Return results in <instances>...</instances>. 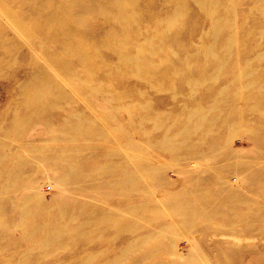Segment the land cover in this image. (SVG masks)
<instances>
[{"label": "rangeland", "instance_id": "374dc122", "mask_svg": "<svg viewBox=\"0 0 264 264\" xmlns=\"http://www.w3.org/2000/svg\"><path fill=\"white\" fill-rule=\"evenodd\" d=\"M64 1L0 0V8L13 14L10 19L0 18V187L12 186V191L0 193V215L6 217L9 227L0 228V264H107L117 260L118 264H264V222L256 218L264 215V0H222L229 9L217 7L213 16L230 26L219 37L211 35L213 22L206 13L210 0H183L186 10L183 17H177L182 22L177 28L166 22L175 10V0H121V4L76 0L87 12L81 26L75 17L65 15ZM89 2L104 10L97 8L96 12ZM229 32L238 34L232 45L234 50L242 49L243 55L231 58L217 73L215 65L207 67L204 51L213 46L208 57L220 59ZM172 33L178 36L169 43ZM78 40L86 43L92 63L83 64L77 48L63 49L67 43L78 47ZM170 44L175 51L171 54L162 49ZM112 45L124 47L123 54ZM153 49L155 55L150 53ZM123 55L134 61L139 58L144 65L155 64L154 75L149 69L142 77L136 63L131 62L133 66ZM189 55L194 58L184 68L191 67L196 74L182 69V74H174L171 60L179 64ZM50 56L68 68L60 70ZM243 64H249L251 71L239 82L233 77ZM202 70L215 78L213 75L200 85L186 83L187 78H199ZM39 73L47 77L43 84L34 79ZM253 75L262 89L251 82ZM86 78L90 83L84 82ZM24 84L29 88L24 89ZM41 88L62 96L30 105L28 91ZM36 109L42 111L40 117L33 114ZM233 122L238 123L234 130L230 128ZM159 123L160 128L155 126ZM187 124L200 128L181 135ZM116 127L124 129L122 136ZM77 128L90 133L81 137ZM203 129L209 132L203 133ZM164 137L173 138L176 144L188 138L195 146L172 152L157 146ZM130 139L139 150H128L125 144ZM202 154L204 158L199 157ZM32 155H55L56 161H29ZM57 156L73 158L80 168L73 184L57 181L68 172ZM19 162L26 166L16 190V182L8 183L1 175L15 176L18 168H13ZM124 164L135 176L133 189L126 191L128 199L117 188L106 186L119 178ZM148 169L156 170L154 176ZM209 188L219 190L218 194L212 199L199 197L200 190ZM188 190L192 197L184 195L178 201ZM34 192L42 199L39 203L32 200V205L47 204L39 207L34 220L37 226L50 227L49 233L53 231L49 243L46 233L34 237L31 229L16 224L19 203ZM232 193L233 204L223 207L221 202ZM174 206L190 211L186 219L177 216L180 209L174 210ZM191 207H203V217L213 219L199 220ZM209 210H216L217 215H210ZM101 213L122 217L119 223H127V228L119 231L104 223L101 231L96 230L98 217H94H102ZM83 217L93 218L94 224L80 229ZM185 221L194 224L183 226ZM61 228L64 240L55 239ZM76 228L75 240H66L69 230ZM126 248L129 253L121 258Z\"/></svg>", "mask_w": 264, "mask_h": 264}, {"label": "bare ground", "instance_id": "6f19581e", "mask_svg": "<svg viewBox=\"0 0 264 264\" xmlns=\"http://www.w3.org/2000/svg\"><path fill=\"white\" fill-rule=\"evenodd\" d=\"M3 1H5V0H3ZM176 2V4H174L176 7H175V10H174V12L172 13V15H170V17L169 18H167V25H169V27H174V28H177V27H179V26H181L182 25V22L181 21H178L177 19V17H183V12H185V10H186V6L184 5V1L183 0H175ZM196 1V0H195ZM203 1V0H202ZM202 1H199V5H201L202 4ZM222 1V0H221ZM116 2L117 3H119V4H121L122 3V1L121 0H116ZM129 2V1H128ZM171 2V1H170ZM173 2V1H172ZM90 4H89V6L91 5V6H93L92 8H95V10H96V12H97V8H102L101 10L103 11L104 10V8L103 7H101L100 5L98 6L97 4L95 5L94 3H92V2H89ZM94 4V5H93ZM133 4V3H132ZM206 4V3H205ZM209 7H208V9H209V11L208 12H206L207 14H209V16H211L210 18L212 19V22H213V31L210 33L213 37H219V35L221 34V33H223L224 31H226V29H228V26H230L228 23V21H227V23L225 22V21H222V20H220V19H218V18H215L213 15H214V12H216L217 11V7L218 8H221V7H223V9H225V10H228L229 8L227 7V5H226V2L225 1H222V2H220V0H210L209 1ZM207 4V5H208ZM173 5V6H174ZM88 6V7H89ZM202 6V5H201ZM220 6V7H219ZM62 8H63V11H64V13H65V15H70V16H72V17H75L78 21H79V25L81 24V22L83 21V18L85 19V17L84 16H87V12H86V8H81V6H79V5H77L76 4V0H65L64 1V4H63V6H62ZM100 10V11H101ZM106 10V9H105ZM101 11V12H102ZM86 12V13H85ZM134 13V12H133ZM12 12H10V11H5V10H3V9H1L0 8V18L3 16V17H5L6 19H10L11 17H12ZM134 16H135V14H134ZM125 17V16H124ZM133 17V16H132ZM136 17V16H135ZM168 17V16H167ZM225 17V16H224ZM221 18V17H220ZM226 18V17H225ZM225 18L223 19V20H225ZM126 19V18H125ZM210 19V20H211ZM123 21V20H122ZM124 22L127 24V22H128V20H127V22H126V20H124ZM211 22V21H210ZM212 24V23H211ZM128 25V24H127ZM81 26V25H80ZM129 26V25H128ZM128 26H127V28H128ZM17 27V26H16ZM122 28H124V27H122ZM229 28H232V27H229ZM241 28V27H240ZM232 30V29H231ZM234 30H236V29H234ZM74 31V30H73ZM160 31V30H159ZM162 34V33H161ZM122 35V34H121ZM178 36V34L177 33H172L171 35H169V43H171V42H176V40L175 39H177L176 37ZM226 40H227V42H226V44H224L223 46H222V48H223V55H222V57H220V59H217V58H212V59H210L208 56H209V54L211 53H213V46H210V47H207L206 49H205V51H204V53L206 54V56H207V58L205 59L206 61H205V63H206V65H207V67H209V66H213V65H215L216 67H215V69L217 70V73H219V71H221V70H223V69H225V67L227 66V64L229 63V60L231 59V58H234V59H238V58H240L241 57V55H243V50L242 49H239V48H237V50L235 49H233V45H232V42L234 41V39H235V37H237L238 36V34L237 33H227L226 35ZM92 38H94V37H92ZM120 39V38H119ZM215 39V38H214ZM163 40V39H162ZM79 41V40H78ZM91 41V40H90ZM80 42V43H79ZM78 42V47L76 46V47H72L71 45H67V44H69V43H65L66 44V47H65V45L63 46L64 48L63 49H65L66 51L67 50H70V49H72V48H77L78 49V54L77 55H79L78 57H80V59H81V61L83 62V64H87V63H89L90 62V56H89V54L87 53V45H86V43H84V42H82V40L81 41H79ZM77 43V42H76ZM82 43V44H81ZM92 42H90V44H91ZM135 43V42H134ZM64 44V43H63ZM165 44V43H164ZM76 45V44H75ZM138 45H140V43L138 44ZM112 46H114V45H112ZM111 46V47H112ZM130 46H131V44H130ZM134 46H136V48H137V44H135ZM115 47V50L114 51H117L118 52V54H120V53H122L123 54V51H124V47H122V46H114ZM109 48V47H108ZM139 48V47H138ZM137 48V49H138ZM173 48V49H172ZM62 49V50H63ZM162 49H166L165 51L166 52H170V54L171 53H174L175 51H174V47L172 46V44H170V45H168V46H163V48ZM1 50V49H0ZM65 50H63L62 52H64ZM139 50V49H138ZM177 51V50H176ZM5 53H7V49H4V54ZM68 53V52H67ZM150 53L151 54H153V55H155L156 54V51L153 49V50H151L150 51ZM65 54H66V52H65ZM117 54V53H116ZM195 54H196V52H195ZM68 55H69V53H68ZM188 55V54H187ZM191 55H192V53H191ZM93 56V55H92ZM118 56H120V55H118ZM117 56V57H118ZM122 56V55H121ZM124 56V55H123ZM138 56H139V54H138ZM190 56V55H189ZM51 57V56H50ZM77 57V58H78ZM172 57V56H171ZM216 57H218V56H216ZM93 58V57H92ZM124 58H125V60L127 61V62H132V63H136V65L138 66V69H139V71L141 72V75L142 74H145V73H143L144 71H148L149 69L151 70L150 72L152 73L153 72V75H154V67H153V65H155V64H153V63H151V65H144V64H141V62L139 61V58H136V60L134 61V58L132 59V57H130V55L129 56H124ZM124 58H123V60H124ZM166 58H168V57H166ZM183 58V57H182ZM193 58H194V56H190V57H188V58H185V59H181V60H179V64H178V62L177 61H175V60H171L172 62H171V64H172V68H173V73L174 74H179V71H181V69L182 70H186V71H189L190 73H195V71L190 67H186V68H184V66H185V64L186 65H188L190 62H191V60H193ZM51 59V61H52V64L54 65V66H56L57 68H59L60 70H66L68 67H66L64 64L62 65V64H58V62L54 59V57H51L50 58ZM56 59H57V57H56ZM94 59V58H93ZM95 59H96V57H95ZM118 59H119V57H118ZM97 60V59H96ZM95 60V61H96ZM121 61V62H124V61ZM167 60V59H166ZM164 62H165V60H163ZM168 61V60H167ZM162 62V61H161ZM170 62V61H169ZM90 63H92V62H90ZM125 63V62H124ZM123 63V65H126V64H124ZM130 63H127V64H130ZM131 63V64H132ZM130 64V65H131ZM150 64V63H149ZM153 64V65H152ZM82 65V64H81ZM130 65L128 66L129 68H130ZM133 65V64H132ZM159 65V64H158ZM157 65V66H158ZM168 65V64H167ZM126 66V67H127ZM134 66V65H133ZM160 66V65H159ZM84 67V66H83ZM86 67V66H85ZM136 67V66H135ZM168 67V66H167ZM89 68V67H88ZM88 68H86V69H88ZM85 69V70H86ZM136 69H137V67H136ZM156 69L158 70V68L156 67ZM164 69V68H163ZM207 69V68H206ZM76 70V69H75ZM82 70V69H81ZM113 70V69H112ZM153 70V71H152ZM236 70H239V71H237L238 73H236V75H235V77H233V79H236V81H239V82H241V81H244L243 79H241V77H247V76H249L250 74H248V72L249 71H251V69H250V67H249V64H243L242 66H239ZM235 70V71H236ZM73 71H74V69H73ZM125 71V70H124ZM127 71V70H126ZM166 71V72H165ZM165 71H163V72H165L164 74H167V69L165 68ZM208 71H210V70H208ZM77 72V71H76ZM85 73H89L88 71H84ZM91 72H93V69H92V71ZM112 72V71H111ZM139 72V73H140ZM149 72V71H148ZM184 72V71H183ZM209 72H207L206 70H202L201 72H199L198 74H197V77L199 76V78H192V80H189V78H187V80H188V82H186L188 85H191V86H194V85H200V84H202L203 82H205L207 79H209V78H212V76L214 75V74H212V75H210V74H208ZM83 74V73H82ZM92 74V73H91ZM90 73L89 74H87V75H91ZM98 74V73H97ZM111 74V73H110ZM147 74V73H146ZM181 74H182V71H181ZM196 74V73H195ZM237 74H239V76H237ZM61 75V74H60ZM63 75V74H62ZM66 75V74H65ZM93 75V74H92ZM91 75V76H92ZM152 75V74H151ZM152 75V76H153ZM161 75H163L162 73H161ZM168 75H169V73H168ZM171 75V74H170ZM170 75L168 76V78L170 77ZM243 75V76H242ZM247 75V76H246ZM68 76V75H67ZM90 76V77H91ZM145 76V75H144ZM150 75L148 74V77H149ZM152 76L150 77V78H152ZM164 77H165V75H163ZM163 76H162V78H163ZM217 77L219 76L218 74L216 75ZM72 77V76H71ZM96 77V76H95ZM142 77H143V75H142ZM146 77H147V75H146ZM192 77V76H191ZM194 77V76H193ZM196 77V76H195ZM252 77H254V75L252 76ZM43 78H47L46 76H45V74L44 73H41V75H40V73H39V75H37V74H35V76H34V79L35 80H39V81H41V83H42V79ZM213 78H215V75L213 76ZM67 79V78H66ZM71 79V78H70ZM73 79V78H72ZM87 79V78H86ZM91 79V78H90ZM93 79V78H92ZM147 79H149V78H147ZM166 79H167V77H166ZM249 79V78H248ZM150 80V79H149ZM163 80H165L164 78H163ZM232 80V79H231ZM67 81H69V80H67ZM83 81V80H82ZM81 81V82H82ZM88 82V83H90V81L87 79V80H85L84 82ZM167 81V80H166ZM186 81V80H185ZM185 81L183 82L184 84H185ZM236 81H235V83H236ZM248 81V80H247ZM246 81V82H247ZM52 82V81H51ZM70 82H72V81H70ZM150 82H152V84H154L153 83V81H150ZM251 82H255L256 84H257V86H259V85H261L259 88H261L262 89V83L260 82V80H259V78L258 77H256V75H255V77H254V80L252 79V81ZM251 82H249L248 83V85H250V83ZM159 83H161L162 84V82H159ZM43 84V83H42ZM156 84V83H155ZM240 84V83H239ZM247 84V83H246ZM259 84V85H258ZM86 85V84H85ZM89 85V84H88ZM92 85V84H91ZM158 84H156V86H157ZM160 85V84H159ZM163 85H164V83H163ZM163 85H161L162 87H163ZM252 85V84H251ZM101 86H102V84H101ZM155 85H154V87H156ZM244 86V85H243ZM88 87V86H87ZM90 87V86H89ZM98 87H99V84H98ZM103 87V86H102ZM162 87H160L159 89H161ZM177 87V86H176ZM245 87V86H244ZM247 87V86H246ZM23 88L24 89H27V88H29V85L28 84H24L23 85ZM37 89H39L38 88V86L36 87ZM91 88V87H90ZM158 88V87H157ZM164 88V87H163ZM175 88V87H174ZM37 89H36V91H28V102H30V105H35V103L37 104H39V101L42 103V100H46V99H49V98H51V97H53V99L54 98H57L58 96H59V98H61L60 96H62V94L60 95V94H58V95H56V94H53L52 92H51V90H49L48 88H41V90L40 91H37ZM195 89V88H194ZM255 89H258V88H255ZM58 90H60V89H58ZM100 90V89H99ZM91 91V90H90ZM104 91V90H103ZM102 91V92H103ZM60 92V91H59ZM101 91H100V94L102 93ZM105 92V91H104ZM99 94V93H98ZM103 94V93H102ZM107 94V93H106ZM112 94V93H111ZM117 95H118V93H116ZM104 95V94H103ZM113 95L114 94H112V96L111 97H113ZM63 96H65V95H63ZM94 96V95H93ZM102 96V95H101ZM121 96V95H120ZM125 96V95H124ZM116 97V96H115ZM104 98V97H103ZM114 98V97H113ZM113 98H110V99H113ZM118 98H119V96H118ZM117 98V99H118ZM58 99V98H57ZM116 99V98H115ZM120 99H123V98H120ZM125 99V98H124ZM108 99H106V101H107ZM114 100V99H113ZM110 101V100H109ZM116 101V100H115ZM111 102V101H110ZM218 103V102H217ZM213 104H215V103H213ZM129 106V105H128ZM132 106V105H131ZM134 106V105H133ZM127 107V106H126ZM201 107V106H200ZM129 108H131L130 106H129ZM135 108V107H134ZM145 108V107H144ZM126 109H128V108H126ZM147 109H148V106H147ZM130 110V109H129ZM131 110H132V108H131ZM146 110V109H145ZM129 112H131V111H129ZM191 113V112H190ZM33 114H35L36 116H39L40 117V115L42 114V111H41V113H40V110H38V109H36V110H34V112H33ZM40 114V115H39ZM131 116L133 115V113H131L130 114ZM39 119V118H38ZM202 119V118H201ZM213 120V119H212ZM212 120H211V122H212ZM142 121H144V120H142ZM229 121V120H228ZM201 122H203V121H201ZM69 123V122H68ZM141 124H143V123H141ZM238 123L237 122H233V123H231V125H230V128H233L232 130H234L235 129V127H236V125H237ZM72 125V124H71ZM70 125V126H71ZM224 125V124H223ZM155 126H158L159 128L161 127L160 126V123L158 124V125H155ZM50 126H47V129H50L49 128ZM157 127V128H158ZM203 127V126H202ZM200 128V127H199ZM199 128H198V125H184V127H183V129L180 131V134L181 135H186V134H191L192 132H197V130H199ZM228 128H229V126H228ZM78 129V128H77ZM114 129V128H113ZM13 130V129H12ZM78 130H80V136L81 137H83V136H86L87 135V133L89 134L90 133V131H88L87 129H82V128H79ZM115 130H116V132L118 133V134H124V129H122L121 127H116L115 128ZM53 131V130H52ZM67 131H69V130H67ZM9 133L11 132L12 133V131H8ZM145 132V131H144ZM206 132H209L208 131V129H203V133H206ZM15 133V132H14ZM231 133H233V131L231 132ZM8 134V133H7ZM146 134H147V131H146ZM6 135V134H5ZM10 135V134H9ZM8 135V136H9ZM67 135V134H66ZM174 135V134H173ZM179 135V134H178ZM69 136V135H68ZM122 136V135H121ZM172 139L173 138H170V137H164V138H162L157 144V146L158 147H163V148H166V149H169L170 151H172V152H177L178 150H180V149H182L184 146H185V148H190V147H194L195 145V143L194 144H192V143H189L188 141H186V139H188V138H184L181 142H180V144H176L175 142H173L172 141ZM136 143V142H135ZM135 143H134V141L132 140L131 141V139L130 140H127V143L125 144L126 145V147L128 148V150L130 151L131 149L133 150V149H138L137 147H138V144H137V147L135 146ZM2 147H6L5 145H2ZM89 150V149H88ZM135 150V151H136ZM139 150V149H138ZM190 150V149H189ZM76 151V150H75ZM77 151H79V150H77ZM131 152V151H130ZM134 152V151H133ZM212 152V151H211ZM49 153V152H48ZM81 153V152H80ZM134 153H136V152H134ZM263 153H264V151H263ZM214 154V153H213ZM213 154H210V155H208V156H211V155H213ZM133 156V155H132ZM58 157V156H57ZM72 157V156H71ZM110 157V156H109ZM199 157L200 158H204L203 157V154L202 155H199ZM128 158V157H127ZM73 158H70V157H67V158H62V157H58V160L61 162V164L63 165V166H65V167H67V173H65V175H60V176H58V178H57V181L59 182V183H63V184H65V185H71V184H73L74 182H76V177H79V176H76V173L79 171V167H77L74 163H73V161L74 160H72ZM75 159V158H74ZM113 159V158H112ZM37 161V162H39V161H42V162H46V163H48V161H56V159H55V155L54 156H51V157H48V156H45V155H43V156H37V155H32L30 158H29V161ZM57 160V161H58ZM28 161V162H29ZM24 163V162H23ZM22 162H19V164L17 163V165H15V167L16 168H13V169H17L18 171L16 172V174H15V176H11V174L9 173V175H7V173H3L2 175H1V177H2V179H6L7 180V182L8 183H11V181H12V179H13V181H15L16 182V187L18 186V182H20L19 181V179L21 180L22 179V177H23V175H24V173H25V166H26V164H23ZM242 163H243V165L242 166H247V161L245 162V161H242ZM28 164V163H27ZM123 167H122V172H121V175L119 176V178L117 179V180H112L111 182H113V183H111L110 182V184H108L109 183V181H108V183H107V185L106 186H113L114 188H117V192L119 193V194H121L122 196H124V198L125 199H128L127 198V196H126V191L127 192H129V191H131L132 189H133V182H134V179H135V176H134V174H133V172L129 169V167H128V165L127 164H124V165H122ZM150 167V166H149ZM103 168L101 167L100 168V171L102 170ZM113 169V168H112ZM14 171V170H13ZM13 171H10L11 173L13 172ZM154 171H156L155 169L153 170V169H148V172H149V174L150 175H152V176H154L153 175V173H154ZM9 172V171H8ZM103 173H104V171H103ZM107 173V172H106ZM76 176V177H75ZM196 178L197 177H194V179L193 178H191V182H193V181H195L196 180ZM217 179V178H216ZM213 180L216 182L217 180H215V177H213ZM213 181V182H214ZM215 182H214V184H215ZM88 183V182H87ZM93 183V182H92ZM12 184L13 185H15L14 184V182H12ZM105 185V184H104ZM94 186V185H93ZM101 186H103V185H101ZM16 187H14V188H16ZM87 187V186H86ZM85 187V188H86ZM88 187H89V184H88ZM11 188H12V186L10 187L9 185H6V186H2V187H0V193L2 194L3 192H8V190H10V191H12L11 190ZM91 188V187H90ZM88 189V188H87ZM86 189V190H87ZM131 189V190H130ZM16 190H18V187L16 188ZM216 191H218L219 192V190H216ZM214 189H212V188H209V190H207V191H201L200 190V192L197 190V192H199V197H202V196H204L205 195V197H206V199H212V198H214L217 194H218V192H216ZM6 192V193H7ZM196 192V191H195ZM236 194V193H235ZM184 195H185V198L187 197V198H189L190 199V197H192L191 196V192L188 190V191H185V192H183L180 196H179V198L177 199L178 201L179 200H181L182 198L181 197H183L184 198ZM236 196V195H235ZM240 196V195H239ZM195 198V197H194ZM42 199V195L40 194V193H38V192H34L32 195H28L27 197H26V199L24 200V201H22L21 203H19V207H20V211H19V215H18V221H17V223L16 224H18L20 227H22V228H29V229H31L32 231H31V233H33L32 234V236H36V235H39V236H41V235H45V233L47 234L46 235V237L45 238H47L45 241H47L46 243H49V242H51L52 240H49L48 238H51V236H52V234H54L53 233V231H52V233H51V231H50V233L47 231V229H49V228H47L46 229V227H44L43 225H41V226H43V227H41L40 226V224H38L39 226H37V224H36V222L35 221H37V220H34L35 218H37V214H35L36 213V211L38 210L39 211V207H44L45 208V206L47 205V204H45L44 202H42L40 205L38 204V206L35 204V205H32V203L34 202V201H32V200H35V203L36 202H38V201H40ZM188 199V200H189ZM226 200L224 201V203H223V201L221 202L222 203V206L224 207V206H228V208L230 207V205H232L233 204V201H234V195H233V193H232V195H228V197L227 198H225ZM10 200V199H9ZM44 200V199H43ZM204 200H205V198H204ZM224 200V199H223ZM208 201V200H207ZM198 202V201H197ZM13 203V202H12ZM39 203V202H38ZM181 203H183V201L181 202ZM201 203V202H200ZM199 203V204H200ZM243 203V202H242ZM264 203V202H263ZM34 204V203H33ZM178 206H180L179 204H178ZM31 207H33V208H31ZM87 207V206H86ZM198 207V206H197ZM196 207V208H197ZM127 208V207H126ZM174 208V210H179L180 211V214L179 215H177V216H179V217H181V218H183V219H186V217L189 215V213H190V211H184V209L183 208H181V207H178L177 209H175L176 207L174 206L173 207ZM199 208V207H198ZM202 209H203V207H201ZM191 209H192V207H191ZM195 209V207L192 209V210H194ZM201 209V210H202ZM186 210H188V209H186ZM196 211H193L195 214H196V216H198L199 217V220L201 219V218H206L207 219V217H209V216H207V217H203L204 216V214L202 215V213H201V210H197V209H195ZM75 211V210H74ZM210 211V210H209ZM33 212H34V214H33ZM92 212V211H91ZM95 212V211H94ZM94 212H92L93 214H94ZM211 213H210V215L213 213V212H215V214L217 215V211L216 210H212V211H210ZM31 213H32V215H31ZM50 213V212H49ZM66 213V212H65ZM209 213V212H208ZM214 214V213H213ZM214 214V215H215ZM42 215V214H41ZM45 215H46V213H45ZM44 215V216H45ZM90 215H91V213H90ZM101 215H102V217H100V215L98 216H96V217H94L95 219H96V221H95V224H94V219L93 218H91V219H89L88 218V220H87V218L85 219V217H83L85 220H86V222H83V220L84 219H82V223H81V225H80V229L81 228H83V230L85 229V226L86 225H88L89 223H91V222H93V224L94 225H97V229L96 230H99V231H101V229H103L102 228V226H103V224L104 223H109L110 224V226L112 225V226H115L116 227V229L117 230H123L124 228H127V223H125V225L123 226V222H121L122 223V225L119 223L120 222V220H118V219H121V218H119V217H114L112 214H110V213H105V215H103V213H101ZM116 215V214H115ZM209 215V214H208ZM253 215H255V213L253 214ZM257 215V214H256ZM262 215H263V213H262ZM64 216V215H63ZM86 216V215H85ZM250 216V215H249ZM264 216V215H263ZM262 216V217H263ZM73 217V216H72ZM71 217V218H72ZM89 217V216H88ZM100 217V218H99ZM259 217V216H258ZM256 217L257 219H258V221L259 222H264L263 221V219H262V217ZM47 218H49V215H48V217ZM63 218V217H62ZM209 218H211V219H213V216H211V217H209ZM241 218V217H240ZM251 218V217H250ZM254 218H255V216H254ZM45 219V218H44ZM210 219V220H211ZM215 219V218H214ZM252 220H253V218H251ZM51 219H49V221H50ZM239 220V219H238ZM243 220V219H242ZM35 222V223H33V222ZM45 221V220H44ZM43 221V222H44ZM47 221V220H46ZM45 221V223H43V224H46L47 222ZM48 221V222H49ZM195 221V220H194ZM218 221V220H217ZM251 221V220H250ZM191 222L193 223V221H185V222H182V224H183V226H189L190 224H191ZM247 222V221H246ZM253 222H255V220L253 221ZM38 223V222H37ZM86 223V224H85ZM194 224V223H193ZM195 224H196V221H195ZM245 224V223H244ZM247 224V223H246ZM14 225H15V223H14ZM48 225V224H47ZM215 225V224H214ZM90 226V225H89ZM194 226V225H193ZM48 227V226H47ZM88 227V226H87ZM114 227V228H115ZM248 228H249V226H247ZM250 227H252V226H250ZM0 228H2V229H4V228H9L8 227V222H7V220H6V217L5 216H3V214H2V216L0 215ZM229 228V227H228ZM255 228V227H254ZM263 228H264V226H263ZM79 228H76V229H70L69 230V236L68 235H66V237L68 238V239H66V240H68V241H70V240H75V235H74V233L78 230ZM242 229V228H241ZM52 230V229H51ZM88 230V229H87ZM220 230V229H219ZM244 230V229H243ZM263 230V229H262ZM249 231H251V230H249ZM256 231V230H255ZM58 234L56 235L57 237H55V239H62V240H64V235L62 234L63 233V229L61 228V229H58L57 231H56ZM251 232H253V231H251ZM82 234H83V232H82ZM85 234V233H84ZM90 234V233H89ZM86 235V234H85ZM88 235V234H87ZM252 235V234H251ZM84 236V235H83ZM91 236V235H90ZM44 237V236H43ZM89 237V236H88ZM87 236H86V238H88ZM45 241H43V242H45ZM41 244V243H40ZM44 244V243H43ZM41 246H42V244H41ZM256 246V245H255ZM46 248V247H45ZM123 253V256L121 257V258H123L124 256H127L128 255V253H129V250H128V248H126V249H123V251H122ZM231 256H233V255H231ZM234 257V256H233ZM225 259V258H224ZM233 259H235V257L233 258ZM217 260V259H216ZM219 260V259H218ZM218 260H217V263H219L218 262ZM236 261V260H235ZM239 261V260H238ZM224 262V261H223ZM241 262H243V261H241ZM221 263V262H220ZM105 264V263H104ZM107 264H118V260L117 261H110V262H108ZM207 264V263H206ZM216 264V263H215ZM228 264H229V261H228ZM231 264H232V262H231ZM243 264V263H242Z\"/></svg>", "mask_w": 264, "mask_h": 264}]
</instances>
